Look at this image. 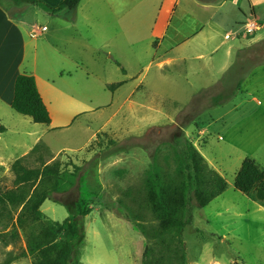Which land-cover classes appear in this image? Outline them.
<instances>
[{
  "label": "rangeland",
  "instance_id": "374dc122",
  "mask_svg": "<svg viewBox=\"0 0 264 264\" xmlns=\"http://www.w3.org/2000/svg\"><path fill=\"white\" fill-rule=\"evenodd\" d=\"M108 1L82 0L76 10L64 16L53 15L32 0H10L7 7L13 17L24 18L28 28L32 25L34 31H45L46 40L41 36L33 40L40 48L51 43L93 72L91 78L83 69L71 80L85 102L78 107L82 111L76 121L46 137L53 149H68L54 159H61L71 169L73 165L78 166V182L69 192L56 193L54 198L47 199L42 210L55 221H63L70 215L68 204L75 214L91 210L82 219L85 230L82 264H142L146 239L125 218L118 203L129 202L124 192L142 186L157 148L167 154L171 148L169 143L182 149L188 139L228 183L227 190L208 206H188L189 221L183 230L188 264H264V200L257 198L255 190L241 192L234 183L246 157L261 168L260 162L264 166V107L255 105L250 112L249 104L244 106L247 113L240 109L231 114L229 126L223 120L214 122L212 134L198 132L190 137L185 132L190 124L205 125L212 116L216 118L227 110L242 92L246 93L249 88L246 82L254 71L257 81L260 79L264 72L259 68L264 65V39L241 48L240 51L248 53L238 56L225 73L218 75L219 82L193 89L185 79L188 71L184 64L166 66L163 69L166 78L158 74L160 57L154 56L157 38L152 27L154 22L158 23L157 28L163 27L171 1L162 0V7L153 9L148 0L130 9L122 7V0L117 8ZM226 1L218 12L227 11L238 17L241 11H249L247 0ZM215 2L220 5L223 0ZM258 8L262 21L256 22L263 29L257 35L264 36V3ZM123 29L130 47L124 40ZM228 30L236 35L243 28L234 21ZM254 32L247 34L252 36ZM54 54L51 51L50 60L56 59ZM42 60L43 54H40V64ZM122 68L130 75H140L138 80L134 79L138 75L129 79L111 101V92L115 89L105 82L118 84L123 77ZM170 74L181 78H171ZM189 79L199 83L193 75ZM150 87L160 88L162 93ZM216 96L232 98L212 106ZM88 105L94 108L86 110ZM36 125L39 129L45 127ZM98 129L102 132L93 142L88 141L91 132ZM21 152L18 148L15 156H21ZM8 248L18 252L19 246L4 247L0 243V264L6 260ZM17 264L32 263L25 259Z\"/></svg>",
  "mask_w": 264,
  "mask_h": 264
},
{
  "label": "trees",
  "instance_id": "16d2710c",
  "mask_svg": "<svg viewBox=\"0 0 264 264\" xmlns=\"http://www.w3.org/2000/svg\"><path fill=\"white\" fill-rule=\"evenodd\" d=\"M32 1L53 15L64 16L82 0H61L57 5L44 0ZM241 82L242 79L238 86ZM119 85L112 84L110 88L113 90ZM221 98L214 97L212 106L228 102L232 97ZM12 107L34 123H51L34 75H19ZM169 144L167 154L157 148L142 186L124 192L129 202L118 203L125 218L146 239L142 264H188L183 230L189 221V204L206 207L228 188L226 178L209 165L193 142L186 139L182 149ZM54 157L50 147L41 140L28 154L12 163L11 176L0 180V243L19 246L16 255L9 252L1 264L29 256L32 264H82L85 246L82 219L91 210L84 209L80 214L70 211L59 222L41 209L47 199L54 198L56 193L69 192L78 182L79 167L73 165L71 169ZM234 183L241 192L255 190L257 198L264 200V170L252 158L243 160Z\"/></svg>",
  "mask_w": 264,
  "mask_h": 264
},
{
  "label": "crops",
  "instance_id": "0c3cea01",
  "mask_svg": "<svg viewBox=\"0 0 264 264\" xmlns=\"http://www.w3.org/2000/svg\"><path fill=\"white\" fill-rule=\"evenodd\" d=\"M44 1L51 5H57L61 0ZM144 1L122 0L124 3L122 7L130 9L132 6L140 5ZM170 1L171 8L168 20H166L163 27L157 28V22H154L152 27V33L157 38L154 42L156 47L154 56L160 57L157 62L158 74H161L163 78L167 76L163 72L166 66L173 67L184 64L188 71L185 79L193 89L208 86L211 82H219L218 75L225 73L238 56L243 55L244 57L248 53V51H240L241 48L245 47L247 43L264 39V36L257 35V32L263 29L261 24L252 36L246 33L244 26L250 20L261 23L262 17L258 6L264 3V0H247L249 11L240 10L241 14L238 17H233V14H228L227 11H217L223 8V5L227 2L226 0H223L220 5L216 4L215 0ZM9 2L10 0H0V178L6 177L7 175H4L10 172L12 163L28 154L39 141H44L50 149L52 148L51 142L46 137L57 129L72 126L82 111L78 107L85 104L77 93L76 87L72 85L71 80L83 69L86 70L88 77L93 78V72H90L83 63L79 62L69 52L59 50V48L56 49L51 43H49L50 46L44 45L41 48L40 44L34 43V38L39 36L42 40L47 39L44 36L45 31H34L32 25L28 28V23L24 18L13 17L7 8ZM108 2L117 8L119 7L117 3L120 0H109ZM148 2L153 9L154 6L162 7L163 1L148 0ZM234 21L239 24L240 28H243L242 31L238 30L236 35H232L231 31L228 30V27ZM122 33L124 40L130 47L131 42L124 29ZM51 51H55L53 56L56 59L50 60ZM160 51L163 52L161 55H159ZM40 54H43L42 64L39 63ZM259 68L264 69V65ZM24 73L35 76L39 91L49 109L51 123L44 124L43 129H39L40 127L36 123H31L33 120L29 116L18 113L12 107L17 78ZM122 75L123 77L117 82L121 85L114 91L111 92V89L107 87L111 92V101L115 99L119 88L124 86L129 79L134 78L135 75H138V77L134 79L138 80L140 74L134 73L132 76L125 68ZM191 75L198 79L199 83L194 84L189 79ZM168 76L175 79L181 78L173 74ZM105 84L114 83L106 81ZM246 84L249 86L246 93L242 92L239 98L230 103V107L216 118L212 116L205 125L194 122V125L187 126L185 132L188 136L191 137V135L198 132L212 134L215 126L213 124L219 120H223L226 123L225 125L229 126L230 124H227V122L231 114L238 113L240 109L243 113H247L246 110H243V107L248 104L250 112L257 105L258 107H264V72L257 81L254 71L249 75ZM243 87L244 85H242L241 91H243ZM151 89L157 93L158 91L162 93L160 88ZM169 96L174 100L178 99L177 96ZM93 108L88 105L86 110H92ZM100 132L102 131L99 129L93 130L88 141L92 142ZM18 148L22 150L19 157L15 156ZM67 150V148L51 149L55 157ZM249 155L255 156V154ZM260 164L264 169L261 162ZM8 176H11V173ZM69 205L70 211L75 213L74 208L71 204ZM96 208L100 211L99 206ZM13 246L9 244L4 247ZM13 251V248H8L6 251L7 257L9 252ZM16 253L14 252V255ZM25 259H30L32 263V258L29 256L15 258L11 264H17V262Z\"/></svg>",
  "mask_w": 264,
  "mask_h": 264
},
{
  "label": "built area",
  "instance_id": "2783aa9c",
  "mask_svg": "<svg viewBox=\"0 0 264 264\" xmlns=\"http://www.w3.org/2000/svg\"><path fill=\"white\" fill-rule=\"evenodd\" d=\"M246 33L254 32L256 28H259V25L256 21H248L244 24Z\"/></svg>",
  "mask_w": 264,
  "mask_h": 264
}]
</instances>
